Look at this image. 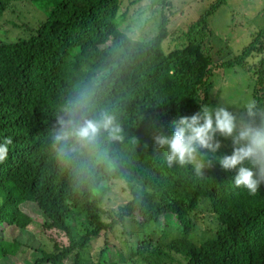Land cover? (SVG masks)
I'll use <instances>...</instances> for the list:
<instances>
[{"label": "trees", "instance_id": "obj_1", "mask_svg": "<svg viewBox=\"0 0 264 264\" xmlns=\"http://www.w3.org/2000/svg\"><path fill=\"white\" fill-rule=\"evenodd\" d=\"M11 1L34 4L40 18L22 24V36L0 37V144L12 140L7 159L0 162V226L6 228L0 231V257L25 261L28 252H37L26 264H121L116 254L139 264H264V184L250 195L234 186L235 171L221 169L218 161L205 167L202 176L192 165L168 167L167 149L153 140L159 131L171 134L172 121L191 116L202 104L213 105V65L200 34L213 24L211 14L222 0L192 14L168 49L162 48L170 36L160 11L155 34L138 39L118 28L121 0H0V17ZM182 15L188 18L189 10ZM262 46L249 42L218 66L245 70L253 82L250 101L260 106ZM82 93L91 94L88 117L110 111L122 139L111 141L105 134L97 150L70 141L61 155L55 141L59 122ZM99 150L107 153V164L97 161ZM219 151L231 154V139ZM112 181L124 183L129 198L106 223L101 204ZM203 200L217 226L211 228L213 236L195 245L186 235ZM24 202L38 208L45 218L41 224L21 212ZM160 215L174 217L177 235L169 236ZM125 218L136 224L139 236L128 254L114 243L112 251L105 247V231ZM18 229L45 235L55 230L65 239L46 235L50 246L44 249L17 241ZM101 237L105 244L95 260L88 249Z\"/></svg>", "mask_w": 264, "mask_h": 264}, {"label": "rangeland", "instance_id": "obj_2", "mask_svg": "<svg viewBox=\"0 0 264 264\" xmlns=\"http://www.w3.org/2000/svg\"><path fill=\"white\" fill-rule=\"evenodd\" d=\"M197 1L202 0H121L118 15L121 14L123 16L119 20L118 28L131 38L140 37L138 39H142L146 36H151L157 31L156 25L161 20L160 11V14L163 13V16L167 18L166 28L170 36L169 45L165 43L162 48H171L175 44V42L172 43L175 34H179L180 29L184 30L186 28V24L192 14L197 16L203 8H207L213 2V0H205L207 3L204 4V7H201V5L196 4ZM11 2V5L7 7L0 17L1 38L13 39L24 35L22 24L29 26L34 24L36 17L40 18V11L34 4L25 1ZM224 4L227 7L223 6ZM211 5L213 6V4ZM219 5L217 10L215 9V13L212 12L211 14L215 16V19H212L213 24L206 25L200 34L202 43L205 41L207 44L205 46L208 48L207 53L211 55V65H213V71L210 75L213 84L209 93L210 102L214 106L223 104L229 110L239 113L244 108V105L250 101L253 82L251 83V80L248 81L245 70L242 68L234 66L226 69L218 66L220 62L230 60L239 54L242 47L249 42L253 43L254 46L263 42L262 48H264V0H224V2L222 0ZM186 9L190 12L188 18L182 15V12L184 13ZM258 55L256 53L253 58L249 59V62L252 63ZM218 139L221 140L222 145L228 140L219 136ZM102 184L106 185L107 182L103 181ZM108 184L112 187L105 194V199L101 204L104 210L101 218L106 223L110 222V215L117 209V206L123 204L129 198L124 183L112 181ZM201 204V211L193 213L197 215L195 226L186 235L187 239L195 245L201 243L205 238L213 236L214 233L211 228L217 226L215 216L209 210L208 202L203 200ZM19 207L21 212L26 214L33 223L41 224L45 220L33 203L24 202ZM159 218L164 225L170 227V237L177 235L176 230L173 228L177 225L174 217H171V215H160ZM5 229L4 224L0 226L1 235ZM34 231L36 229L33 231H30V229H18L17 233L14 234L20 243L30 246L36 245L44 249L50 246L48 240L45 239H48V236L61 242L65 239L63 234L56 233L55 230H47L46 235L48 236ZM105 232L107 233L106 244L101 237L93 245H90L91 248L88 249L89 253H92L90 255L92 259L95 257L96 260L98 249L102 248L104 244L105 247L107 246L111 250V245L114 243L119 246L120 249L118 250L120 253L128 254L129 246L139 237L136 235V232L138 233L136 224L128 218H125L123 223L116 222L110 225ZM37 254V252H28L24 258L25 261L17 260L11 255H5L0 257V264H26L32 261ZM109 255H112V252L107 257ZM114 258L120 261L121 264H139L132 263L129 257L124 259L119 254H116ZM67 264H71V262L67 261Z\"/></svg>", "mask_w": 264, "mask_h": 264}, {"label": "clouds", "instance_id": "obj_3", "mask_svg": "<svg viewBox=\"0 0 264 264\" xmlns=\"http://www.w3.org/2000/svg\"><path fill=\"white\" fill-rule=\"evenodd\" d=\"M90 93H82L69 109L67 119H62L55 141L64 146L70 141L82 148L97 150L106 134L111 141L122 139L121 127L116 116L102 110L92 118L87 115ZM173 131H159L153 136L154 145L166 148L168 167L192 165L197 176L203 169L218 161L221 169L235 171L232 181L235 187L244 188L255 195L264 184V106L252 100L236 113L223 104H202L191 116H181L172 121ZM231 139V154H221L222 142L217 137ZM11 138L0 144V162L8 157ZM97 161L107 164L109 157L103 150L97 151Z\"/></svg>", "mask_w": 264, "mask_h": 264}]
</instances>
